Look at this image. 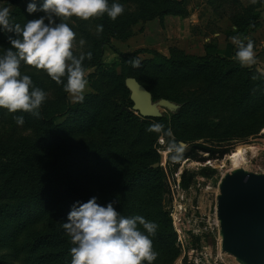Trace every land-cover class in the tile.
<instances>
[{"label":"trees","instance_id":"1","mask_svg":"<svg viewBox=\"0 0 264 264\" xmlns=\"http://www.w3.org/2000/svg\"><path fill=\"white\" fill-rule=\"evenodd\" d=\"M127 1L138 5L142 22L157 18L163 25L165 15L188 14L184 0ZM30 2L32 0H27L20 10L21 27L28 20L45 15L40 11L28 13ZM35 2L38 8L43 4V0ZM116 2L108 0L109 4ZM262 2L264 0L255 5H243L240 0H217L216 8L222 3L232 8L230 27H235L236 31L228 28L225 34L239 37L245 44L248 38L252 39L249 34L260 23ZM232 4L239 9L235 11ZM138 20L133 18L126 23V29ZM114 25L118 26L119 22ZM109 30L111 33L100 42L98 53L84 62V68L100 62L104 45L117 51L110 37L122 38L121 29ZM204 49L203 55L186 53L175 46L169 48L168 55L147 47L130 54L117 51L122 58L130 59L138 58L139 53L151 54L140 60L139 68L130 64L127 74L143 84L153 97H160L164 89L179 91L178 86L186 89L177 95H166L181 106L159 117H141L133 111L122 110L124 105H120L114 112V121L101 128L98 142L91 141L90 136L98 117L108 107L106 93H91L88 100L69 104L67 93L62 90L63 107L57 111H49L42 103L39 118L32 119L30 113L22 115L25 126H33L37 119L44 126L30 144L36 160H41V154L50 149L61 153L60 177L47 166H40L28 171L30 184L26 192L12 189L7 182L1 185L0 264H71L70 249L74 245L63 224L68 222L74 204L85 203L92 197L102 206L118 201L113 206L124 217L139 215L156 223V234L150 237L153 250L158 253L153 264L171 263L176 252V234L167 211L162 208L161 197L167 185L165 173L160 166H152L157 162L154 143L159 134L148 132V127L162 124L165 129L170 128L177 142L203 135L245 138L264 130V71L254 65L253 68L241 67L236 58L221 54L220 47L213 41L205 44ZM236 63L238 65H234ZM110 73L113 75L114 70ZM199 80V89L187 88ZM129 94L130 105L126 107L132 105ZM217 113H221L219 118ZM63 114L64 119L56 121V115ZM213 116L218 120L214 121ZM193 146L206 148L202 144ZM9 152L10 146L0 141V175L22 173L21 164L10 162ZM24 162L27 167L33 165L28 155ZM139 227L143 231L142 226Z\"/></svg>","mask_w":264,"mask_h":264},{"label":"rangeland","instance_id":"2","mask_svg":"<svg viewBox=\"0 0 264 264\" xmlns=\"http://www.w3.org/2000/svg\"><path fill=\"white\" fill-rule=\"evenodd\" d=\"M116 1L124 6L125 11L114 21L107 14L88 21L76 17L66 21L76 33L75 55L79 56L81 52L85 54L91 52L92 57L96 55L100 42L107 39L111 33L109 29L113 27L121 29L122 38L110 37V43L117 51L130 54L136 49L147 47L156 49L164 55L169 54V46L172 45L180 46L187 52L198 53L208 37H217L214 31L222 32L230 27L229 16L232 8L226 3L216 8L217 0H184L189 9L188 14L168 18L163 25L156 18L142 22L140 19L142 14L137 4L127 0ZM242 1L243 5L251 4L250 0ZM26 3L27 0H0V8L8 7L11 21L19 23L20 10ZM232 7L235 11L239 9L233 4ZM262 10L264 14V2L259 7V12ZM133 18L139 20L131 25L129 30L126 29V23ZM115 22H119V25H114ZM98 25H103L100 34H97ZM249 35L253 37V34ZM9 36L13 39L18 38L15 33L5 32L0 26V55L11 47ZM217 38L219 39V36ZM80 40L85 42L82 46ZM220 42L219 44L223 45L224 41L220 40ZM117 51L109 45H104L100 62L85 68L88 86L84 99L88 100L91 93L108 94V107L98 117V123L90 136L91 141L94 142L100 141L101 128L114 121L115 110L120 105H130L128 99L130 91L125 85L130 58H122ZM221 54L225 55L223 50ZM137 57L141 60L151 57V54L139 53ZM86 60L87 58L83 64ZM112 70H114L113 75L110 73ZM20 71L31 76L33 87L47 93L43 103L49 111L55 112L63 107V85H57L49 76L43 78L41 75H46L45 72H37L23 62ZM200 86L199 80L187 88L197 90ZM178 89L185 91L186 87L178 86ZM179 91L164 89L161 90L160 97L152 95L153 108L160 116L167 111L174 112L181 106L180 102L166 97V95H177ZM67 96L69 104H74L72 97L68 94ZM23 114L25 112L14 113L11 118L7 109L0 111V141L10 146L8 154L11 158L10 162L15 161L22 166L20 169L22 173L0 175V187L7 182L12 189L26 192L30 184L28 171L31 169L47 166L49 171L60 177L62 155L55 149H50L47 153L41 154V160H36L32 156L30 144L42 133L44 126L38 119L34 120L33 126L17 125L14 116ZM134 114L138 115L137 112ZM217 115L219 118L221 113ZM56 116V121H61L65 114ZM34 118L33 116L32 119ZM218 118L213 116L214 121ZM181 142L186 149L184 153L187 154L183 153L179 161L171 159V154L166 150L167 145L159 143V136L154 143L158 153L155 163L163 169L167 181L161 197L162 208L167 211L176 234V252L170 264H255L229 246L225 226L219 216L218 201L222 184L228 176L241 173L264 174V130L245 138L203 135ZM194 144H202L206 148L193 146ZM239 147L246 149L245 155L230 160V156L232 157ZM26 155L30 156L33 164L31 167H27L24 162Z\"/></svg>","mask_w":264,"mask_h":264},{"label":"clouds","instance_id":"3","mask_svg":"<svg viewBox=\"0 0 264 264\" xmlns=\"http://www.w3.org/2000/svg\"><path fill=\"white\" fill-rule=\"evenodd\" d=\"M250 2L256 4L257 0ZM26 10L30 14L40 11L45 15L28 20L21 27L11 21L8 7L0 8V26L18 37L9 36L11 47L0 55V108L9 113H31L39 118V109L47 93L33 87L31 76L21 73V63L37 72H45L57 85H63V90L74 102L82 103L88 86L83 61L85 58L91 60L92 53L74 54L76 33L66 21L73 17L88 21L105 14L114 21L125 9L120 3L109 5L108 0H43L38 8L32 0ZM233 30L236 31L235 27ZM102 31L103 25H98L97 34ZM232 39L238 48L236 59L241 67L255 65L254 42L248 38L245 44L236 36ZM79 43L82 46L85 42L80 40ZM128 62L133 68L141 65L140 59L135 57ZM14 119L17 125L24 124L23 116H14ZM147 131L159 134V143L167 145L172 160L182 159L185 146L175 140L170 128L154 124ZM117 202L102 206L92 197L72 206L68 222L63 224L74 245L70 249L71 264H153L157 259L158 253L153 250L150 237L155 236L158 225L139 215L122 216L113 206Z\"/></svg>","mask_w":264,"mask_h":264},{"label":"water","instance_id":"4","mask_svg":"<svg viewBox=\"0 0 264 264\" xmlns=\"http://www.w3.org/2000/svg\"><path fill=\"white\" fill-rule=\"evenodd\" d=\"M125 85L132 105L122 106V110L137 112L141 117L160 116L153 108L151 92L143 84L128 76ZM218 210L229 246L251 262L264 264V174L228 176L221 187Z\"/></svg>","mask_w":264,"mask_h":264},{"label":"crops","instance_id":"5","mask_svg":"<svg viewBox=\"0 0 264 264\" xmlns=\"http://www.w3.org/2000/svg\"><path fill=\"white\" fill-rule=\"evenodd\" d=\"M240 1L243 2L242 0H240ZM185 6L187 7L186 4H185ZM262 14H263V10L260 12V15H259V20H260L259 25L256 27V29L253 32H251V34H253V37H251L252 38L251 40L254 42V50L256 53V64L254 66L258 70L264 71V14L263 15ZM166 16H174V17H166ZM175 17H179V15H165L163 18V24H164V21L166 22V20L168 18H175ZM229 28L232 29L233 27H229ZM213 33L216 34L215 36H217V37L219 36V39L217 37H211V38L208 37L207 40L204 41L202 49L198 53H192V51L187 52L186 50H184L180 46H175V47L182 49L186 53L203 55V54H205V49H204L205 44L213 41L220 47L221 50L224 51L225 56H227L231 59L236 58V52L238 51V48H237L236 43L232 39L233 37L227 36L224 31H222V32L214 31ZM220 40L224 41V42H222L223 45L219 44V43H221ZM172 46H174V45H172ZM172 46H169V47H172Z\"/></svg>","mask_w":264,"mask_h":264},{"label":"bare ground","instance_id":"6","mask_svg":"<svg viewBox=\"0 0 264 264\" xmlns=\"http://www.w3.org/2000/svg\"><path fill=\"white\" fill-rule=\"evenodd\" d=\"M246 152H247V151H246V149H245L244 147H239V148L236 150V153L233 154L232 157L230 156V160H231V159H232V160H235V158H237L238 156H240V155H245Z\"/></svg>","mask_w":264,"mask_h":264}]
</instances>
